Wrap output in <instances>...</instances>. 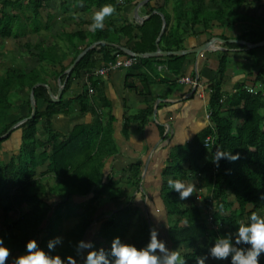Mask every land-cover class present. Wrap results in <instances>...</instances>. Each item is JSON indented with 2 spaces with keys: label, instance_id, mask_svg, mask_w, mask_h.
<instances>
[{
  "label": "trees",
  "instance_id": "16d2710c",
  "mask_svg": "<svg viewBox=\"0 0 264 264\" xmlns=\"http://www.w3.org/2000/svg\"><path fill=\"white\" fill-rule=\"evenodd\" d=\"M80 1L98 10L104 5H112L115 10L120 7L117 0H74L75 3ZM49 2L0 0V37L16 39L29 33H39L37 11ZM247 2L260 4L262 0H162L154 6H149L147 1L144 6L147 7L148 17L139 24L126 23L122 33L127 37V44L132 42L129 49L135 53L153 52L156 45L163 51L182 50L188 37L203 34L208 38H224L213 34L212 28L215 25L226 30L240 27L242 29L236 37L225 40H243L254 44L264 40V15L255 18L240 12V6ZM30 6L32 15L27 16L26 11ZM163 22L165 27L161 30ZM65 37L71 45L75 40H84L81 50L97 41L107 43L100 44L98 50L90 48L67 75L65 71L81 50H75L71 61L64 64L65 52L56 44L45 47L41 43L27 42L24 44L27 54L37 58L39 65L25 72L11 67L0 74V136L16 122L29 116V93L34 84H42L33 90L35 102L41 100L45 103L43 110L37 106L35 115L15 128L20 131L17 152L7 161L0 159L2 214L7 217L11 211H23L17 219L5 224L0 230V238H3L10 250L9 257L26 253V242L35 238L38 246L49 255H59L62 259L66 257L64 264H71L69 256L75 264H79L83 251L82 264H86L90 251L103 253L109 264H113L115 258L111 248L115 238L118 237L122 243L143 248L151 240V228L139 215L138 209L127 204L103 219L98 228L94 229L93 238L89 242L91 247L85 249L81 246L80 242L84 241L85 235L93 227V216L99 203L104 196L109 195L107 190L114 186L109 177L103 182L102 173L105 159L117 153L113 133L114 118L106 111L109 107L106 100L102 99L101 106H95L90 101L85 84L82 92L73 98L65 99L64 93L73 79L83 80L87 73L127 54L108 44L112 43L113 38L110 29L106 27L88 32L78 29L67 32ZM225 45L230 48L245 47L228 41ZM260 49H263L264 56V46H260ZM254 51L255 48H250L245 53L253 54ZM186 57L170 55L159 60H165L167 69L178 74ZM137 59L150 68L154 61V57ZM218 59L216 77L206 87L210 124L190 141L173 147L169 152V165L163 170L164 175L183 182L196 175L198 185L211 190V198L215 201V210L207 225L201 218L199 208L178 206L175 199L179 193L170 189L168 182L161 186V197L167 214L177 216L168 228L170 243L190 249L180 255L185 264H197L199 257L207 255L220 239H228L236 251H246L251 247L250 244H233L231 239V233L239 228L237 218L245 215V224H250L252 213L264 216V61L252 81L253 86H258L253 88V92L246 89L245 82H237L234 85L235 92L227 94L223 92L222 86L226 80L225 70L229 60L225 53L219 55ZM45 61L51 64H44ZM66 75L60 100L53 102L44 86L49 85L47 77L60 76L63 79ZM146 80L145 93H150L148 85L151 81ZM89 81L91 87L98 84L93 77H89ZM23 104L27 105V115L5 123L10 114L18 111ZM74 105L81 114L90 115V121L75 124L66 135L54 130L51 119L59 114L68 115ZM151 113V106H147L137 110L126 121L142 124ZM40 126L45 131L43 138L38 136ZM11 133L0 139V149ZM210 134L214 136L213 141L205 146V139ZM230 151L237 153L238 158L229 160L221 157L216 161L218 154ZM128 170L129 176L125 182L137 187L140 181L139 170L135 166ZM39 177L51 179V183H43ZM114 191L119 192L117 188ZM75 196L86 198L72 206ZM234 204H237V208L232 209ZM248 204L252 206L249 211L246 210ZM68 219H74L75 222L66 232L64 244L58 253L56 237L61 223ZM183 219L185 224H181ZM49 241L53 243L51 248L48 246ZM233 254L230 253L229 258ZM229 258L224 263L213 261L210 264H232ZM258 259L259 264H264V251Z\"/></svg>",
  "mask_w": 264,
  "mask_h": 264
},
{
  "label": "crops",
  "instance_id": "0c3cea01",
  "mask_svg": "<svg viewBox=\"0 0 264 264\" xmlns=\"http://www.w3.org/2000/svg\"><path fill=\"white\" fill-rule=\"evenodd\" d=\"M147 1H149V6H154L158 3L157 0H122L121 2L117 0L120 5L119 10H115L114 13L104 18V27L110 29V34L113 38L112 43L108 44L115 48L118 46L129 49V45L132 42L126 43L127 37L123 35L122 28L128 22L139 24V21H137L139 17H148L147 7L144 6ZM96 11H98L97 8L89 7L84 1L75 3L74 0H50L48 5L39 8L37 11L40 21L39 33H29L20 37L25 41L22 45L25 48L24 44L27 42L31 44L41 43L45 47L56 44L65 52L63 63L68 64L71 61L73 52L78 49L81 50L85 41L75 40L74 44L71 45L66 41L65 34L78 29L86 32L91 31L92 14ZM29 14L32 15L31 6L26 11V15L28 16ZM135 32L137 33L136 30ZM199 37H188L184 41V49H191L201 45L203 41ZM99 45L94 47L98 50ZM215 47L216 49L221 48ZM214 49L211 47V51L202 52L198 55L186 54L187 57L178 74H174L172 70L167 69L165 60H159L154 57L151 68L137 59L136 63L131 67L109 70L102 76H90L98 83L96 87H92V92L89 93L90 101L95 106H101L103 103L102 99L108 102L109 107L106 111L110 112L114 118L113 133L117 146V153L105 159L102 169L103 182L107 181L109 177L114 186L107 190L109 192V195L106 196L107 200L99 203L93 216L94 224H96L95 229L98 228L103 219L112 216L123 206L130 204L136 207L139 215L146 220L151 228V233L155 231L158 239L165 244L163 250L160 248L154 250L159 264H166L167 257L172 252H178L181 255L190 250L182 245L170 243L168 228L177 216L167 214L160 189L163 183L168 182L169 178H172L170 175L163 174V170L169 165L170 150L175 146L183 145L190 141L198 132L210 124L209 119L206 117L208 113V91L206 87L216 77L217 73L219 55L214 52ZM221 49L225 51L228 49L226 51L228 53H225V55H234L239 60L248 61L249 56H251V54H246L236 48L224 47ZM235 50L241 53L236 55L234 54ZM123 57L125 56H119V58ZM159 57L164 58L165 56ZM35 59L38 66L39 61L37 58ZM43 63L51 64L49 61ZM230 65L229 61L225 70L226 80L222 86L224 93H232L237 82H246V87H251L252 89L258 87L257 85L253 86L252 82L257 71L251 74V70L246 69V71L243 70L240 73L231 69ZM65 73L68 75L67 71ZM189 74L196 75L199 82L203 84L202 95H199L200 89L191 90L192 88L188 84H181L176 81L177 76ZM67 75L63 79L60 76L57 78L48 76L49 85L44 86L48 87L51 92L53 91L52 94L55 95L60 87L59 79L60 84L63 81L65 85ZM85 77L83 80H72L68 90L64 93L65 99L73 98L80 94L83 90V84L87 87ZM146 79L151 81L148 85L150 93H145L147 91L144 85L147 81ZM39 102L43 101L39 100L36 106H38ZM147 106L152 108V113L147 121L142 124L136 121H126L137 110ZM90 119V115L81 114L77 106L74 105L68 115L59 114L54 116L51 119V125L54 130L66 135L75 124L88 122ZM132 166L137 167L139 170L140 181L137 187L125 182L129 176L128 169ZM184 182L186 185L193 186V193L183 200L178 195L175 199L177 205L182 208L196 206L199 208L202 220L208 225L212 212L215 210V201H209L213 194L212 191L204 186H199L196 175L190 176ZM116 188L119 192L114 191ZM85 198L75 196L73 198L74 203L71 205L76 206V203L83 202ZM235 208H237V204L232 207V209ZM251 208L250 204L246 206L247 211L251 210ZM239 218L241 221H239ZM237 222L239 228L242 224H245L247 222L245 215L243 217L239 216ZM185 223L183 219L181 224ZM239 228L231 233L233 244H250L239 237ZM89 231L91 236L88 244L93 238L94 230ZM229 256L218 258L209 251L207 255H201L198 262L203 259L204 264H210L213 261L224 263ZM9 260L10 257L8 262Z\"/></svg>",
  "mask_w": 264,
  "mask_h": 264
},
{
  "label": "clouds",
  "instance_id": "9594fccd",
  "mask_svg": "<svg viewBox=\"0 0 264 264\" xmlns=\"http://www.w3.org/2000/svg\"><path fill=\"white\" fill-rule=\"evenodd\" d=\"M115 12V7L112 5H104L98 11L92 14V23L90 28L95 31L104 28V18ZM221 157H226L229 160L238 158L237 153L224 152L216 156V161ZM168 185L170 189H174L179 193L181 200L186 199L193 193V186L186 185L185 182L169 178ZM250 224H242L239 228V237L251 247L246 251H236L228 239H220L211 248V254L218 258H226L230 253L232 255L233 264H259V256L264 251V217L256 213H252ZM82 247H91L90 244L81 241ZM49 248L53 247V243L49 241ZM27 251L20 254L15 259V264H64V261L59 255L51 256L43 248L38 246L35 238H31L26 242ZM164 249L165 244L158 239L155 231L151 233V240L146 247L138 248L135 245L122 243L117 237L112 242L111 254L115 258L113 264H159V260L154 250ZM10 250L4 243L3 238H0V264H5L9 257ZM71 264H75L72 257H68ZM86 264H109L103 253L97 254L96 251H90L86 257ZM166 264H185L178 252H172L167 257ZM198 264H204L203 259L199 260Z\"/></svg>",
  "mask_w": 264,
  "mask_h": 264
},
{
  "label": "rangeland",
  "instance_id": "374dc122",
  "mask_svg": "<svg viewBox=\"0 0 264 264\" xmlns=\"http://www.w3.org/2000/svg\"><path fill=\"white\" fill-rule=\"evenodd\" d=\"M129 1H133V0H129ZM159 3L162 2V0L158 1ZM171 4H169L170 6ZM240 12H243L244 14L253 16V17H262L264 15V0H262V2L260 4H254V3H245L243 5L240 6V8L238 9ZM160 15V14H159ZM163 20V19H162ZM164 23V22H163ZM163 27V24H162ZM161 27V30H162ZM242 28L240 27H235L234 30H226L225 28L219 27V26H214L212 28V32L215 35H222L224 38H220V39H225V38H233L236 37L240 30ZM200 40L205 42L211 38H208V36L206 34L200 35ZM219 38V37H218ZM228 40V39H227ZM23 42L24 39L21 38H1L0 37V74H3L6 69L14 67L15 69H20L22 71H27L32 67H36L37 66V61L34 57H31L27 54V49L23 47ZM219 42V43H217ZM238 44V43H237ZM215 46H218L219 48H230L228 46L225 45V42L222 43L221 41H215L211 47L215 48L214 52L218 55H221L222 53H228L226 51H228V49L225 51L223 49H216ZM237 50H241L246 52V47L244 48H236ZM263 50V49H262ZM262 50H259V47H255V51L253 52V54H251V56H249V60L248 61H244V60H239L238 57L233 56H226L227 59L230 61V68L233 69L236 72H243V70L246 71V69H250L251 70V74H253L255 71H258L259 66L262 64V62L264 61V56L262 54ZM241 52H237L235 50L234 54H239ZM246 83V82H245ZM63 84V81H62ZM53 92V91H52ZM38 108L39 110H42L44 108V103L43 102H39L38 103ZM28 110H27V105L23 104L21 106V108L18 111L13 112L12 114H10V116L5 120V123H9L12 121L17 120L20 117H23L25 115H27ZM11 135L10 137L4 141L1 144V149H0V159L7 161L8 158L11 155H14L19 147V143H20V131L17 129H13L11 131ZM45 134V131L43 129L42 126L39 127V132H38V136L43 138ZM42 169V168H41ZM38 172H40V170ZM45 177H39L38 179L43 182V183H47L50 184L51 183V179L45 180ZM72 199V198H71ZM107 197L104 196L101 200L100 203H102L103 201H106ZM22 210H14L11 211L7 217L3 216L2 214V210H1V206H0V230H2L5 226V224L7 223H11L12 221H14L15 219L18 218V216H20V214H22ZM239 221H241V219L239 218ZM75 220L74 219H68V220H64L61 225H60V232L59 235L56 237V243H55V247L57 252L59 253L60 248L63 246L64 244V239H65V234L66 232H68L69 229H71L74 225ZM96 227V224H94V226L91 228V230H94ZM91 233L90 231H88V233L86 234V237L84 238V242L88 243L89 239H90ZM86 249V247H85ZM20 255V254H14L12 255V257H10V260L7 264H15V259L16 257ZM67 258L64 257L62 260H66ZM84 259V251L82 252V257L78 260L79 264H82V261ZM72 260H74L72 258Z\"/></svg>",
  "mask_w": 264,
  "mask_h": 264
},
{
  "label": "water",
  "instance_id": "95a60500",
  "mask_svg": "<svg viewBox=\"0 0 264 264\" xmlns=\"http://www.w3.org/2000/svg\"><path fill=\"white\" fill-rule=\"evenodd\" d=\"M160 14V13H159ZM161 15V14H160ZM163 19V17H162ZM165 27V24L163 23V27H162V30L164 29ZM160 37V36H159ZM159 37L157 38V40L159 39ZM221 41L222 43L228 41V42H234V43H238V44H241V45H244L246 47V49H250V48H255V47H260V46H264V40L261 41V42H257V43H254V44H251L247 41H243V40H235V39H228V40H225V39H220L218 37H213L205 42H203L201 45L197 46V47H194V48H191V49H182V50H175V51H163L160 49V47L158 45H156V49L153 51V52H148V53H135L127 48H123V47H118L117 48L119 50H121L122 52H124L125 54H128V55H132V56H135V57H138V58H144V57H159V56H170V55H186V54H195V55H198L202 52H209L211 51V45L215 42V41ZM101 43H106V42H103V41H97V42H94L92 43L90 46H88L87 48H85L83 51H81L78 56L73 60L72 64L69 66V68L67 69V72L69 73L70 70L72 69V67L79 61V59L92 47L96 46V45H99ZM39 85H42L40 83H36L32 86L31 90H30V94H29V100H30V107H31V112L29 114L28 117L26 118H23L21 119L20 121L16 122L13 126H11L7 132L5 134H3L2 136H0V139L6 137L8 134L11 133V131L13 129H15L17 126H19L21 123H23L25 120L27 119H31L35 113H36V110H37V106H36V102L34 100V97H33V90L36 86H39ZM44 85V84H43ZM59 90L57 91V93L55 95L52 94L51 90L48 88V94L49 96L51 97V100L53 102H58L60 100V96H61V91H62V88L64 86V82L63 84L61 83L60 84V79H59Z\"/></svg>",
  "mask_w": 264,
  "mask_h": 264
},
{
  "label": "built area",
  "instance_id": "2783aa9c",
  "mask_svg": "<svg viewBox=\"0 0 264 264\" xmlns=\"http://www.w3.org/2000/svg\"><path fill=\"white\" fill-rule=\"evenodd\" d=\"M121 2L122 0H118ZM144 19H146V16L139 17L137 21L142 22ZM157 59H162V57H156ZM137 61V57L132 56V55H127L123 58H118L114 61L107 62L103 66H101L99 69L89 72L86 74L85 81L87 83V88L89 93L92 92V87L90 86V81L89 77L96 75V76H102L105 73H107L109 70L117 69V68H128L134 65ZM176 81L181 84H188L192 89L191 90H196L200 89V94H203L204 86L202 83L199 82V79L197 78L196 75H184V76H179L176 78ZM246 89L250 92H253V89L251 87H246ZM235 92V89L233 90ZM206 117L209 119V113L206 114ZM214 136L213 135H208L205 139L204 145L208 146L209 144L212 143ZM212 198L210 197L209 201L211 202ZM230 262L233 264L232 258H229Z\"/></svg>",
  "mask_w": 264,
  "mask_h": 264
}]
</instances>
